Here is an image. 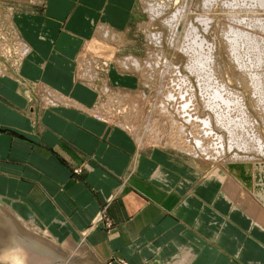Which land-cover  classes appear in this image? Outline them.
Here are the masks:
<instances>
[{"label": "crops", "instance_id": "1", "mask_svg": "<svg viewBox=\"0 0 264 264\" xmlns=\"http://www.w3.org/2000/svg\"><path fill=\"white\" fill-rule=\"evenodd\" d=\"M44 1L43 11L12 17L28 54L10 61L0 56V208L17 226L28 224L37 233L19 231L21 236L62 258L36 260L13 247L0 260L264 264V226L248 214L258 215L264 197L240 193V186L214 177L203 162L138 149L124 131L86 112L95 95L79 84L76 59L93 24L125 30L135 0ZM42 84L71 104L41 107L36 94L39 87L40 97L46 96Z\"/></svg>", "mask_w": 264, "mask_h": 264}, {"label": "bare ground", "instance_id": "2", "mask_svg": "<svg viewBox=\"0 0 264 264\" xmlns=\"http://www.w3.org/2000/svg\"><path fill=\"white\" fill-rule=\"evenodd\" d=\"M150 1H153L157 5L153 7V5L149 4L151 2H146L145 0L146 6L149 7L148 11L157 17L163 11L169 12L166 17L163 16L162 23L170 27L171 38H169L168 44H171V55L177 56L178 59L180 58L181 66H175L174 58L168 55L171 52H166L167 54L163 55L160 49L154 48V50L146 52L144 59L132 55L121 59L116 58L114 62L124 72H129L127 73L128 76L130 73L138 74L140 77L139 81L143 83V93L139 97L135 96L136 98L132 97L129 99L131 104L126 108L130 110V114H126L125 118L128 121L126 123L121 121L114 125L128 134L129 137L132 136L131 139L138 149H145L146 145L144 143L146 141L144 138L147 139L151 135L149 131L152 129H154L153 132L155 134H158V122L147 120L146 124H143L140 120H137L139 116H137L135 108L137 105L141 106L146 113L147 109L157 108L154 114L156 120L161 121L164 119V116H169L170 118L165 123L164 128L162 127L163 130L161 131L163 133L160 131L164 137H170L168 138L170 143H162L163 148L157 146H154V148L174 150L176 153L190 156L195 161L201 163L204 161L203 163L207 164V168H212L211 175L216 178L222 175L220 180H228L235 183L233 177L231 178L230 176L238 171V173L242 174L243 178H249L250 184L258 185L253 192L256 195L259 193V199H263L264 0H200V2L198 0H179L178 4H174L177 0ZM211 11L216 12L217 18L207 16V13ZM12 20H6L7 23H10L8 26L10 28L6 32V37L5 35L2 37L3 43H0V54L5 52L6 41L12 39L15 41L14 49L16 56L14 58L15 60H20L28 54L29 48L20 38L17 28H13ZM94 26L92 33L95 36L99 35L100 38L98 39L106 40V42L110 39V41L120 39L115 31L108 26L101 23ZM210 26L220 27V43L224 49L225 59L233 67V70L238 73V84L249 93V107L245 103V94L229 88V85H227L229 83H223V75L221 76L220 72L224 69L222 70L221 64L217 62L213 47L215 37L213 36L214 38H212L209 44L206 40L209 37H206L207 35L205 34ZM211 31L209 30V32ZM148 37L149 41L155 45H158L160 42L159 36L156 37V35L148 34ZM119 43L121 44L120 41ZM177 53L181 56H178ZM10 54L12 55V53ZM184 58L185 61L183 60ZM92 61L93 63L95 62L91 57L89 61L86 60L83 63L89 65ZM83 73L87 74L89 78L95 76L91 71L89 74L85 68L83 69ZM121 74L124 75V73ZM155 75L158 80V83H155L156 78L154 79V83L158 84L156 88L155 86L157 85H154L153 81L150 80V77L154 78ZM83 77L85 78L84 75ZM87 81L89 82L87 86L91 87L93 85L92 82L90 80ZM41 87L44 88V85ZM44 89L46 90V92L44 91L46 96H42V101L46 105L51 102L53 104H71V101L58 92L46 86ZM196 89L198 90V100L200 102L196 98ZM107 90V84L104 83L101 92L108 95V100L105 104H96L91 109L86 110L91 116L94 115L93 117L102 119L105 122H109L110 119L107 120L106 118L113 114L111 113L112 106H110L113 101L118 102L116 105L120 106V104H125V99H128L125 95H120L122 94L121 92L110 96ZM154 95L155 98H159L156 100L158 101L156 105H154V102H150L151 97H154ZM169 107L172 111H175L177 116L181 115L183 119L185 118L183 114L186 113V110L188 112L192 110V118L186 119L181 123L177 120L174 121L173 112L171 110L168 111ZM200 108L203 109L202 114L198 112ZM248 108L251 110L248 111ZM204 111H209V114L204 115ZM212 119L214 120L215 128L222 130L223 133L210 129ZM162 128L160 126V129ZM229 163L232 165H227ZM224 166L226 168H223ZM235 177L238 181L236 175ZM256 195H253V197H256ZM249 197L255 200L252 195H249ZM254 206L257 208L256 205ZM248 214L251 216L254 214L257 222L264 226V207L262 205L260 208L258 207V215L256 211H250ZM10 225V235H6V238L0 240V246L3 247V250L8 251L14 247L16 250L14 253H17L21 249L29 248L33 251L35 248L37 250L33 251V254L55 256L56 252L52 247H47L46 250L38 249L35 245V241H38L37 239L21 236L17 225ZM3 226L2 228L7 229L5 224ZM0 264L3 263L0 262Z\"/></svg>", "mask_w": 264, "mask_h": 264}, {"label": "rangeland", "instance_id": "3", "mask_svg": "<svg viewBox=\"0 0 264 264\" xmlns=\"http://www.w3.org/2000/svg\"><path fill=\"white\" fill-rule=\"evenodd\" d=\"M147 1L151 2L149 4L153 5V7L155 5H157V4H154L153 1L146 0V2ZM170 1H174V0H170ZM198 1L200 2V0H198ZM146 2H145V0H135L134 5L132 7L130 20H129V24H128L127 28L125 30H123V31H116L115 30L116 35H118L120 37V39L112 40V41H110L111 40L110 39L108 42H106V40L98 39V38H100L98 34H97L98 36H95L92 33L91 39L88 40L87 42H85V46H83V48L81 49V52L79 53V56L77 57L76 62H75V66H76V68H75V76H78L77 79L79 80V84L82 87H84L85 89H89L91 92L94 93V95H95V104L94 105H96V104L97 105L98 104L99 105L105 104L106 101L108 100V98H107L108 95L102 94V92H101L104 83L107 84V89H108L107 91L110 94V96H112V94H116L117 92H121L122 94H120V95H122V96L125 95L126 97H128V99H125V104H120V106L116 105V103H118V102L113 101V103L110 105V106H112V112L111 113H113V114H111L110 117L106 118L107 120L110 119L109 122H107V121L105 122L104 120L95 117V118L107 123L110 126L116 127L114 124L115 123L117 124L118 122L120 123L121 121L126 123V121H128L127 119H125L126 118V114H130L129 113L130 110L128 108H126L127 106H130V104H131L129 102V99H131L132 97L133 98L139 97L143 93L142 92L143 91V89H142L143 83L139 81L140 77L138 76V74L136 75L135 73H133V74L130 73L129 76H128L127 73H129V72H127V71L124 72L120 67H118L116 65V63L114 62L115 59L116 58L117 59L118 58L121 59V58H124L125 56H128V55H132L134 57H139L141 59H144L145 55H146V52L148 50L152 51L154 49H158V50L160 49V51H161V53L163 55L166 52H171L172 51L171 46H170L171 44L170 45L168 44L169 40H170L169 38H171V36H170V34H171L170 27L162 23L163 18L166 17L169 12L168 11L167 12L163 11V13H160L158 15V17H157L156 15H154L150 11H148L149 7L146 6L147 5ZM178 2H179V0H177L174 4H178ZM172 7L174 8V6H172ZM44 8H45V1L44 0H0V32H1V34H0V43H3L2 42L3 41L2 37H3V35H5V37H6V35H7L6 32L10 28V27H8L10 23L6 22L7 19H8V21H9V19L12 20L13 15H15L17 13H20V12L32 11L33 9L35 11L39 10L41 12V11L44 10ZM213 13H214V15H213ZM215 14H216L215 11H211V12L207 13V16L211 17V18H217L218 15L216 14V17H215ZM6 17H8V18L4 19ZM12 22H13V20H12ZM96 24H98V22ZM96 24H93V29L95 27L94 25H96ZM12 25H13V28H15L13 23H12ZM149 25L150 26L153 25V26L150 27ZM159 28H161V29H159ZM216 28H218V29H216ZM209 30H212V31L209 32ZM199 31L201 32V30H199ZM160 32H161L162 35L160 34ZM208 32H209V34H208ZM148 34L149 35H156V37L159 36V41L160 42L158 43V45H155L151 41H149ZM205 35H207L206 37H209V38H206V40L208 41V44L211 43L212 38L215 37L214 38L215 41L213 43L214 44L213 47H214V52H215V55H216L215 57L217 58V62H219L221 64L222 70L224 69L223 71L220 72V75L221 76L223 75L222 76L223 83L224 84L229 83V84H227V85H229V88L234 89V90H236V91H238L240 93L242 92V94H245L246 95V96L244 95L245 103L249 107V98H248V94L249 93H247L246 90L238 84V81H237L238 80V73H236L233 70V67L231 65H229V63L225 59L224 49L222 47V44L220 43V27L219 26H210V28H208V31L206 32ZM216 35H217V37H216ZM8 40L9 41H6V46H5V50H4L5 52L3 53L2 50H1V52L4 55L0 54L4 61H6V60L10 61L12 59L11 57L16 56L15 55L16 52H15V49H14V42L15 41L12 40V39H8ZM119 41L121 42V44L119 43ZM7 46H8V48H6ZM166 47H168V48H166ZM8 49H11V50L8 51ZM10 53H12V55ZM171 54H172V52L168 53L169 56L174 58L173 61L176 63L175 66H177V67H178V65L181 66L180 58L178 59L177 56H174V55H171ZM178 56H181V55L178 54ZM91 57L94 59L95 62L93 63V61H92L91 64L85 65L84 64L85 61L86 60L89 61V58H91ZM82 60H84V61H82ZM183 60L185 61V58ZM84 68L87 69L89 74H90V71H91V73L93 75H95V76L89 78L87 74L83 73V69ZM121 73H124V75H122ZM83 75L85 76V78L83 77ZM123 77H125L126 79L123 78ZM150 78H151L150 80H152L153 83L155 81H156L155 83H158L156 75H155L154 78L153 77H150ZM154 79H155V81H154ZM87 80H90L92 82L93 85L91 87L87 86V85H89V82ZM155 83H154V85H157V86H155V88H156V87H158V84H155ZM136 85L139 86V87H137ZM37 89H38V91H37L36 95H37V97L40 98V101H42V99H41L42 97H40V95L42 94L41 91H40V88L37 87ZM99 96H100V98H99ZM196 98H197V101H199L198 100V90L197 89H196ZM158 99H157V97L155 98V95H154V97H151V101L150 102H154L155 103L154 105H156V104H158V101H156ZM50 104L52 105L53 103L51 102ZM135 110H136L137 116H139V117H137V120H140L143 124H146L147 120H152V122H156V123L157 122L158 123L161 122L159 124L157 123L158 134H155L153 132L154 129H152V130L149 131L151 133V135H149V137H147V139L144 138V140L146 141L144 143L146 145V149L147 148H154V146H157L159 148H163V146L161 145L162 143L163 144L164 143H166V144L170 143V141H168V138H170V137H164L163 134H162L163 132L161 131V130H163L164 126L166 125L165 123L170 120L169 116H164V119L159 121V120H156V117L154 116L157 108L147 109V113H146L145 111H143V108H141V106L137 105ZM170 110L171 109L169 107L168 111H170ZM250 110L251 109L248 108V111H250ZM172 112H173L172 114L174 116L173 120L174 121L177 120L178 122L181 123V122H183L186 119H191L193 111L189 110V112H188V110H186V113L183 114L185 116L184 119L181 117V115H178V116H180V117H178L176 115L175 111H172ZM198 112H199V114H202L203 113V109L200 108L198 110ZM207 113L209 114V111H204V115H206ZM111 121H113V122H111ZM210 123H211L210 129H213L215 131H219V132L223 133L222 130H218L217 128H215L213 119H212V121ZM160 126H161V128L162 127L163 128L160 129ZM185 127H187V126L185 125ZM144 128H146V127H144ZM151 142H156V143H151ZM163 150H167V149H163ZM168 151L176 153L174 150L168 149ZM177 154L182 155V153H177ZM182 156L190 158V156H188L186 154L182 155ZM200 161H202V160H200ZM202 162H204V161H202ZM227 165H232V164L229 163ZM257 165H261V164H257ZM223 168H226V167L224 166ZM228 168H230V167H228ZM230 172L232 174H234L233 171L230 170ZM207 177L208 176L206 175V178ZM230 177L231 178L233 177V179H234L233 181L236 184L235 183H230V182H229V184H235L237 186H240L242 188V190L239 191L240 193L241 192L243 193L245 191L250 196L252 195V197H253V195H256L253 191L256 190L255 187L258 186V185L257 184H253V183L250 184L248 177H245L246 179L243 178L245 183H246V185H247V187H246V185L242 184V182L244 183V181H242V180L240 181L238 177L237 178H238L239 182L236 180V177L234 175H232ZM253 198H255V200H257V198L259 199V196L256 195V197H253ZM259 200H261V199H259ZM4 224H5V227L7 229L2 228V227H4L3 226ZM6 224H7V226H6ZM10 224H12L13 226L16 225L11 220V217L6 212V210L4 208H0V240H3V238H6V235H8V236L10 235V229H9V227L11 226ZM17 228H18V231L26 232V233H30V234H36V236H37V233L34 232L35 228H33L32 226H29L28 224L19 223ZM4 231H9V232H4ZM16 234H17V232H16ZM41 239H43V238H41ZM46 246H49V244H47ZM38 247L41 248V249H44L45 245H43V246L39 245ZM21 251H23V252L27 251L26 253H28V255H30V256L35 257L36 260H41V258L44 257L43 255L33 254V251H31V249H28V250L21 249ZM5 252L6 251L3 250V247L0 246V256L2 255V253H5ZM61 255L62 254L57 250V252L55 253V256L58 257V259L61 260V258H62ZM63 260H65V259H63ZM0 262H2V261L0 260Z\"/></svg>", "mask_w": 264, "mask_h": 264}, {"label": "built area", "instance_id": "4", "mask_svg": "<svg viewBox=\"0 0 264 264\" xmlns=\"http://www.w3.org/2000/svg\"><path fill=\"white\" fill-rule=\"evenodd\" d=\"M36 100L38 101V103L41 105V107H57V106H59V104H57V105H54V104H52V105H46L44 102H42V101H40V98L39 97H37L36 98ZM75 172H79V170H75ZM103 226L105 227V228H110V224H109V222L107 221V220H104L103 221Z\"/></svg>", "mask_w": 264, "mask_h": 264}]
</instances>
